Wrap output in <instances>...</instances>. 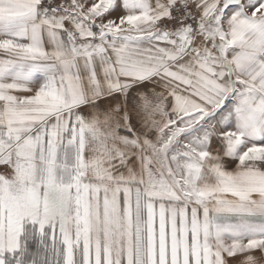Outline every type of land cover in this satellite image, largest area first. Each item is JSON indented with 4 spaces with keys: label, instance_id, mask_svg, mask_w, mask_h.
I'll use <instances>...</instances> for the list:
<instances>
[{
    "label": "snow or ice",
    "instance_id": "6c2138e0",
    "mask_svg": "<svg viewBox=\"0 0 264 264\" xmlns=\"http://www.w3.org/2000/svg\"><path fill=\"white\" fill-rule=\"evenodd\" d=\"M0 264H264V0H0Z\"/></svg>",
    "mask_w": 264,
    "mask_h": 264
}]
</instances>
